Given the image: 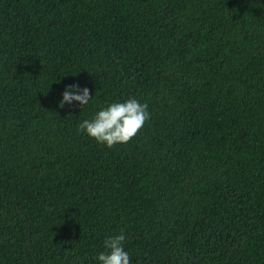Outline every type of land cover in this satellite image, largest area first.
Wrapping results in <instances>:
<instances>
[{
    "label": "trees",
    "instance_id": "1",
    "mask_svg": "<svg viewBox=\"0 0 264 264\" xmlns=\"http://www.w3.org/2000/svg\"><path fill=\"white\" fill-rule=\"evenodd\" d=\"M129 98L130 142L78 131ZM121 230L131 264H264V0H0V264Z\"/></svg>",
    "mask_w": 264,
    "mask_h": 264
},
{
    "label": "clouds",
    "instance_id": "2",
    "mask_svg": "<svg viewBox=\"0 0 264 264\" xmlns=\"http://www.w3.org/2000/svg\"><path fill=\"white\" fill-rule=\"evenodd\" d=\"M62 96L59 102L61 108L73 101L85 106L92 98L89 88H82L78 83L66 86ZM150 119L148 104L129 98L125 102H114L102 108L91 120H83L78 125V131L112 148L130 142ZM125 239L124 230L119 235L107 237L104 247L108 251L99 253L97 257L100 264H131L130 255L124 248Z\"/></svg>",
    "mask_w": 264,
    "mask_h": 264
}]
</instances>
